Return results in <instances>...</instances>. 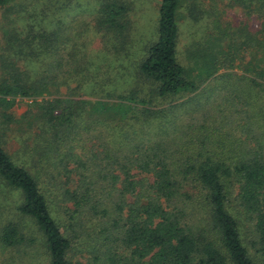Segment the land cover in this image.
<instances>
[{
    "label": "trees",
    "instance_id": "obj_1",
    "mask_svg": "<svg viewBox=\"0 0 264 264\" xmlns=\"http://www.w3.org/2000/svg\"><path fill=\"white\" fill-rule=\"evenodd\" d=\"M45 1L67 7L40 0L42 21ZM256 1L261 57L248 74L195 78L179 64L183 0L160 1L157 40L117 76L108 61L128 44L125 1L98 0L84 24L91 44L99 38L100 66L69 51L66 21L45 29L28 16V28L4 36L0 264H264V0ZM198 5H189L195 21ZM18 98L30 103L16 117Z\"/></svg>",
    "mask_w": 264,
    "mask_h": 264
},
{
    "label": "rangeland",
    "instance_id": "obj_2",
    "mask_svg": "<svg viewBox=\"0 0 264 264\" xmlns=\"http://www.w3.org/2000/svg\"><path fill=\"white\" fill-rule=\"evenodd\" d=\"M57 1L60 3L62 0ZM122 1H125L124 3L128 8L130 7L128 44L124 49L126 51L119 53V42H117V52L112 51V58L109 59L108 64L114 65L113 73L115 76L122 70L119 65L129 66L143 59L146 47L154 43L158 36V9L161 0ZM192 1L194 0H183V6L179 12L177 60L185 69L194 68L193 75L195 78H197V74L204 77L217 69L218 73L227 70L234 73H244L243 69L246 68L253 56L261 57V54L256 51L255 39H261L258 32L262 28L263 20L256 0H196L199 3L196 12L194 11L196 21L189 16V5ZM49 2L52 3L53 1H47V3L45 1L47 12H50L49 17L44 19L45 21H42V18H44L46 10H43V4L40 3V0L37 2L13 0L0 9V42L8 33L28 28L29 21H26L28 16L33 18V22L35 20L43 22L45 29L57 27L66 21L67 28L62 29L60 38L62 40L64 36L71 39L69 51H72L73 55L91 56L96 65L100 66L102 59L98 58L103 54L98 55L97 53L99 50L101 51L99 38H96L91 44L89 41L93 40L95 36L91 30H86L87 27H84L85 23L90 24L93 20L98 8V0H66V9L59 12L53 9V5L48 8ZM52 12H54L53 15ZM35 28L39 29L36 25ZM248 37L253 42L248 41L243 46ZM218 59L224 60L225 68L233 59V66L222 70V68L225 69L224 66L216 64ZM196 61L201 66L197 72L194 64ZM245 73L248 74V72ZM125 79L128 78L125 77ZM65 91V88H61V92L65 93ZM86 91L90 92L88 88ZM94 99L97 97H92V100ZM29 103V100L18 98L11 112L19 117L25 113ZM15 148L14 142L8 143L7 149L10 152H13ZM14 202L11 196H7L6 207L10 210V216L14 214ZM26 227L30 228L28 225ZM31 232H33L32 229ZM85 258H87V254ZM36 263L41 264L39 261Z\"/></svg>",
    "mask_w": 264,
    "mask_h": 264
}]
</instances>
